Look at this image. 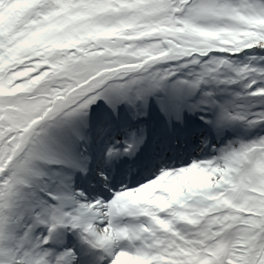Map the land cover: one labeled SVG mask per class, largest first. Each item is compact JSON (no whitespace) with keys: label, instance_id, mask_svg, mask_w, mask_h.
<instances>
[{"label":"snow or ice","instance_id":"snow-or-ice-1","mask_svg":"<svg viewBox=\"0 0 264 264\" xmlns=\"http://www.w3.org/2000/svg\"><path fill=\"white\" fill-rule=\"evenodd\" d=\"M0 264H264V0H0Z\"/></svg>","mask_w":264,"mask_h":264}]
</instances>
